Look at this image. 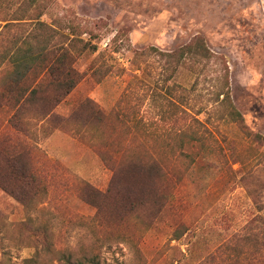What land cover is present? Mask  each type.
Wrapping results in <instances>:
<instances>
[{"label":"rangeland","instance_id":"1","mask_svg":"<svg viewBox=\"0 0 264 264\" xmlns=\"http://www.w3.org/2000/svg\"><path fill=\"white\" fill-rule=\"evenodd\" d=\"M37 17L58 30L49 47L75 39L70 51L82 79L65 96L44 71L32 73L25 82L31 100L17 128L0 108V152L20 157L38 181L28 205L0 190V264H75L84 257L201 264L219 256L232 233L242 239L260 233L264 0H0V92L11 68L2 63L4 53L48 42V35L35 39L38 20L30 18ZM17 18L28 22L4 26ZM197 38L228 65L243 125L215 102L221 62L177 65L151 50L172 53ZM86 42L97 49L83 50ZM183 138L195 155L191 168L177 149ZM129 152L152 154L172 171L175 212L157 213L153 199L144 206L142 189L114 178ZM241 238L237 264H264V246Z\"/></svg>","mask_w":264,"mask_h":264},{"label":"trees","instance_id":"2","mask_svg":"<svg viewBox=\"0 0 264 264\" xmlns=\"http://www.w3.org/2000/svg\"><path fill=\"white\" fill-rule=\"evenodd\" d=\"M31 3H37L39 0H28ZM41 17V16H38ZM30 18V20L41 21L40 18ZM29 19V18H28ZM15 20H27L24 18L11 19ZM39 29L45 30V34L49 36L48 42L41 44V48L38 51H30L25 53H15L11 58V63L16 68H26L29 70L35 69L33 75L37 74V71H44L45 78L51 79L50 84L56 88H59L63 95H69L71 91L80 83L81 76L74 68V59L70 51L71 44L75 39L70 40L69 43H60L55 46L49 47L51 40L54 38L58 30L51 28L45 23L38 22ZM51 37V38H50ZM50 39V40H49ZM96 46L86 42L83 45V50L95 51ZM152 51L164 59H175L177 65H180L185 60H194L199 62L210 63L211 61H219L223 64L224 76L218 84L213 88L215 94V102L219 104L220 112L225 113V117H228L233 123L239 125L244 124V118L235 106L230 88V72L226 62L220 57L214 54L207 46L206 42L202 38H197L191 43L176 49L172 53H165L151 48ZM39 69V70H38ZM16 77L29 78L30 74L16 73ZM39 77V74L37 76ZM224 117V114H223ZM245 134L252 138L254 141H261L262 138L258 134H252L246 132ZM190 139H181L178 142L177 149L180 151V156L189 160V167L196 163L195 155L191 152ZM126 162H120L114 169V178L118 180L125 178L129 181L132 188L142 189L139 195V199L144 202V206L148 204L147 200L153 199V207H157V213L163 212H175L176 211V193L175 189L177 182L174 179L172 171L159 159H156L152 154L143 153H131L125 155ZM0 190L4 191L11 197H13L18 203L22 205H28L31 203L32 197L36 195V189L38 181L32 170L25 164L20 163V157L10 156L0 152ZM197 164V163H196ZM91 196L94 198L99 197L96 191ZM96 194V195H95ZM133 195L136 192H129V198L133 199ZM128 202L129 210L135 209V204ZM97 203V202H94ZM143 205V204H140ZM254 221L251 220V223ZM261 222L259 234H248L243 239L239 233H232L224 242L217 248L221 253H211L208 255L207 260L201 264H221L217 262L220 257L226 256L229 264L238 263V245L243 240L244 242L257 241L260 245L264 246V220H257ZM174 240L179 241L182 237L177 229L173 234ZM197 237V236H196ZM261 239V241L259 240ZM226 261V260H225ZM30 263H32L30 261ZM104 264L95 257H84L79 261H75V264Z\"/></svg>","mask_w":264,"mask_h":264},{"label":"crops","instance_id":"3","mask_svg":"<svg viewBox=\"0 0 264 264\" xmlns=\"http://www.w3.org/2000/svg\"><path fill=\"white\" fill-rule=\"evenodd\" d=\"M21 22L25 23L28 21L27 20H15V21L6 23L4 26L7 28L11 25V23H14L17 25ZM38 22L44 23L43 21H37L35 23L38 24ZM39 31H40V34H37L35 39H38L39 37L46 35L45 30L39 29ZM30 37L32 36L28 35L24 38H30ZM40 48L41 46L38 47V44H35V42L34 43L24 42L22 46H17V45L13 46V49L7 50L3 55L2 63L9 64L11 68H9L10 77L7 78L8 83L6 84V87L0 92V108H1L2 114L7 117L6 123L10 126L13 125L12 128H17L16 125H14L16 120H17V125H22L24 118H25L24 116L27 113V106L31 100L27 97L29 94L28 92L29 90L25 84L28 78L16 77L15 74L16 73H21V74L27 73L31 75L32 73H34L35 69L28 71V69L26 68L14 67V65H12L11 60H10L12 56L10 57L9 53L13 51L14 49H16V53H25L29 49L30 51H38L40 50Z\"/></svg>","mask_w":264,"mask_h":264}]
</instances>
